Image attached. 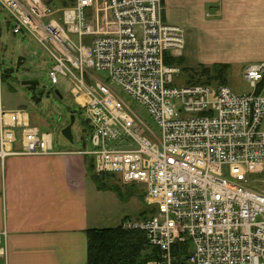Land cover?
I'll return each mask as SVG.
<instances>
[{"label":"built area","instance_id":"2783aa9c","mask_svg":"<svg viewBox=\"0 0 264 264\" xmlns=\"http://www.w3.org/2000/svg\"><path fill=\"white\" fill-rule=\"evenodd\" d=\"M161 13V0H0L8 31L49 55L50 83L58 74L70 81L91 145L76 153L94 174L140 192L145 217L120 225L158 250L143 264H264V64L244 69L247 94L178 86L179 67L167 62L180 58L184 30ZM102 70L148 111L159 136L93 77ZM23 119L0 100V159L60 154L50 133Z\"/></svg>","mask_w":264,"mask_h":264},{"label":"crops","instance_id":"0c3cea01","mask_svg":"<svg viewBox=\"0 0 264 264\" xmlns=\"http://www.w3.org/2000/svg\"><path fill=\"white\" fill-rule=\"evenodd\" d=\"M161 8L163 22L184 30L179 69L264 64V0H161ZM23 113L26 125L42 131L38 118L32 125ZM54 148L60 154L0 159V264H86V232L105 228L96 211L104 191L89 176L90 160L69 146Z\"/></svg>","mask_w":264,"mask_h":264},{"label":"rangeland","instance_id":"374dc122","mask_svg":"<svg viewBox=\"0 0 264 264\" xmlns=\"http://www.w3.org/2000/svg\"><path fill=\"white\" fill-rule=\"evenodd\" d=\"M0 100L4 110H18L25 112L30 117L32 125H37L38 118L45 125L42 131L52 135L53 145L69 146L74 150L91 148L85 126V114L70 94V81L58 74V83L52 85L48 80L47 73L53 62L47 52L32 38H22L12 35L6 22L0 20ZM180 72L176 76L175 83L178 86L185 85L189 80V74ZM93 77L99 82L108 85L115 95L157 136L159 130L148 111L140 104L131 99L119 86L108 80L107 71H97ZM37 81L33 87L24 86V81ZM259 86L260 95L264 96V82ZM226 86L234 94H247L252 92L249 84L245 81L243 71L232 67L226 78ZM56 92L59 94L57 95ZM73 141L70 143L62 136V131L71 124ZM264 130V120L261 125ZM20 130H16V143L14 148L19 147ZM111 185L120 188L122 195L117 196L114 192L105 190L96 199L97 215L101 212L105 219L99 223L105 228L117 227L123 221H135L140 213L145 211V203L140 192L135 188L122 186L117 176L105 178ZM98 192V191H97ZM140 194V195H139ZM139 195V196H138ZM104 223V224H102Z\"/></svg>","mask_w":264,"mask_h":264},{"label":"trees","instance_id":"16d2710c","mask_svg":"<svg viewBox=\"0 0 264 264\" xmlns=\"http://www.w3.org/2000/svg\"><path fill=\"white\" fill-rule=\"evenodd\" d=\"M167 63L180 67V62L177 59L169 60ZM229 69L228 66L220 65L212 68H199L195 71H187L183 68L182 71L190 75L189 84L217 86L226 85ZM88 173L98 190H109L114 192L118 197H121L122 192L120 188L106 181V175L100 176L94 174L91 163L88 167ZM144 217L145 211L138 218ZM86 237V264H143L159 258L158 250L149 246L145 233L142 231L124 230L121 225H118L114 228L90 229L86 232ZM176 248L186 249V246H176Z\"/></svg>","mask_w":264,"mask_h":264},{"label":"water","instance_id":"95a60500","mask_svg":"<svg viewBox=\"0 0 264 264\" xmlns=\"http://www.w3.org/2000/svg\"><path fill=\"white\" fill-rule=\"evenodd\" d=\"M22 85L24 86H29V87H33L35 85H38V82L37 81H24L22 82ZM57 95H59L57 92H56ZM74 123V117H72V121H71V124L69 126H67L63 131H62V136L65 140H67L68 142H72L73 141V137H72V133H71V127H72V124Z\"/></svg>","mask_w":264,"mask_h":264}]
</instances>
